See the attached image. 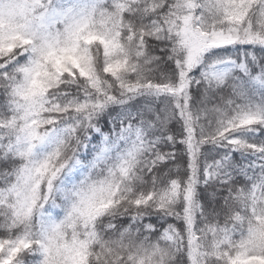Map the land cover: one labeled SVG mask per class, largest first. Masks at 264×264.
<instances>
[{"label":"snow or ice","instance_id":"obj_1","mask_svg":"<svg viewBox=\"0 0 264 264\" xmlns=\"http://www.w3.org/2000/svg\"><path fill=\"white\" fill-rule=\"evenodd\" d=\"M0 264H264V0H0Z\"/></svg>","mask_w":264,"mask_h":264}]
</instances>
